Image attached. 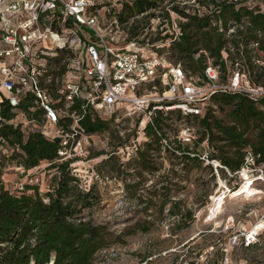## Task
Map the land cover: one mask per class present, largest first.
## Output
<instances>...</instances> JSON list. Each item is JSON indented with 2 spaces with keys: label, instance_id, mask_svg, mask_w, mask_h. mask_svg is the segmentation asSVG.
Segmentation results:
<instances>
[{
  "label": "built area",
  "instance_id": "obj_1",
  "mask_svg": "<svg viewBox=\"0 0 264 264\" xmlns=\"http://www.w3.org/2000/svg\"><path fill=\"white\" fill-rule=\"evenodd\" d=\"M201 1L0 0V128L7 123L25 138L41 133L58 139V160H71L81 180L76 164L97 148L96 138L106 150L114 144L106 154H117L121 164L138 157L150 140L148 126L163 150L181 154L171 143L174 129V139L193 151L199 139L194 118L213 106L215 94L264 98V83L253 80L243 56L246 47L257 51L258 43L237 45V29L244 26L235 21L214 23L227 40L221 49L226 72L206 49L193 53L195 59L206 57L204 76L193 75L177 57L174 46L188 21L184 14L200 13ZM254 63L263 68L264 54ZM2 104L11 108L9 120L1 115ZM86 118L107 121L109 128L88 133L82 126ZM157 118L164 121L163 129ZM206 144L207 139L201 143ZM0 145L13 150L2 136ZM201 158L232 175L219 161ZM255 163L248 151L239 173Z\"/></svg>",
  "mask_w": 264,
  "mask_h": 264
},
{
  "label": "trees",
  "instance_id": "obj_2",
  "mask_svg": "<svg viewBox=\"0 0 264 264\" xmlns=\"http://www.w3.org/2000/svg\"><path fill=\"white\" fill-rule=\"evenodd\" d=\"M201 2L203 5L200 13L196 10L184 14L188 21L184 24L185 33L181 41L174 46L177 57L186 62L193 75L204 76L206 57L202 55L195 59L193 53L206 49L215 58L214 63L221 64L226 72L221 49L227 40L214 23L221 21L227 26L230 21H235L244 26L243 29H237L238 39L234 40L237 45L240 42L246 45L249 42L258 43L257 51L246 47L243 56L253 80L264 83V67L254 63L255 59L261 58V53L264 54V0ZM210 5L213 7L210 8ZM212 104L203 117L194 118L199 139L193 151L188 146L184 147L178 138L171 143L181 154L168 148L163 150L161 138L152 127H147L150 140L144 143L135 159L134 179L126 182L125 187L145 204L146 216L152 220L138 221L120 231L108 223L95 220L94 213L103 201L97 184L84 186L82 180L74 174L71 160H58V139L50 140L41 133L30 134L25 138L19 128L4 123L0 128V136L13 149L9 160L15 161L25 170L47 161L54 175L46 192H41L37 186L26 185L20 192L12 193L5 188L0 178V264H94L100 252H105L139 231H150L156 220L169 217L174 219L180 229L187 228L194 219V213L186 208L183 200L175 198L173 191L176 192L180 184L170 177L175 178L179 172L187 173L205 164L206 161L201 157L206 154L199 150L205 139L209 149L206 156L228 168L233 175H229L228 179L238 177L239 171L245 167L248 151L256 158L255 165L250 168L256 173H259V169L264 171V98L218 92L212 97ZM225 107L230 108L228 121L218 116L220 109ZM1 115L9 120L13 116L10 106L2 104ZM157 125L163 129L165 123L157 118ZM82 126L88 133H103L109 128V123L99 118L95 121L86 118ZM188 152L198 155L191 156ZM104 153L98 152L97 155ZM160 153H164L171 164L166 172L167 179L162 174L148 188V176L156 175L163 168L164 164L158 161ZM111 156L102 160L99 168L108 169L111 173L120 171L121 166L114 163ZM206 166L211 170L212 177L217 176L216 171H226L212 163ZM255 245L257 242L248 244L250 247Z\"/></svg>",
  "mask_w": 264,
  "mask_h": 264
},
{
  "label": "rangeland",
  "instance_id": "obj_3",
  "mask_svg": "<svg viewBox=\"0 0 264 264\" xmlns=\"http://www.w3.org/2000/svg\"><path fill=\"white\" fill-rule=\"evenodd\" d=\"M229 110V107L220 109L218 116L228 121ZM175 134H170L172 140ZM96 139L99 142L97 148L90 151L84 162L76 164L83 178L82 184L89 187L96 183L103 198L94 213L95 220L108 223L117 231L138 221L152 220L146 216L145 204L125 187L126 182L134 179L136 158L121 164L118 155L113 154V162L120 165L121 170L111 173L99 168L102 160L108 158L106 153L115 148L110 143L106 150L101 140ZM102 150L105 153L97 155ZM199 150L207 155L209 149L201 146ZM11 153L7 146L0 145V178L5 188L17 193L30 185L46 192L54 175L49 163L42 161L36 169L24 171L15 161L9 160ZM160 156L158 161L164 164L163 168L156 175L148 176V188L162 174L167 179L166 172L171 164L164 153ZM206 164L170 177L180 184L177 191H173L175 198L183 200L186 208L194 213L187 228L180 229L169 217L156 220L150 231H139L100 252L94 264H264V171L245 170L238 177L228 179L230 174L220 170L212 177ZM249 182L247 192L234 195ZM250 242H257V245L250 247Z\"/></svg>",
  "mask_w": 264,
  "mask_h": 264
},
{
  "label": "bare ground",
  "instance_id": "obj_4",
  "mask_svg": "<svg viewBox=\"0 0 264 264\" xmlns=\"http://www.w3.org/2000/svg\"><path fill=\"white\" fill-rule=\"evenodd\" d=\"M250 183L251 182H249L248 184H245V185H243L240 189H238L235 193H234V195H236V194H239V193H242V192H244L245 193V191L247 192V188H248V186L250 185ZM257 191V190H256ZM243 194V193H242ZM220 199H222V196L220 197ZM222 203V202H221ZM221 203H216V204H218V205H220ZM217 206V205H216ZM216 206H215V210H216ZM216 213V212H215ZM49 264H54L53 262H51V263H49Z\"/></svg>",
  "mask_w": 264,
  "mask_h": 264
}]
</instances>
